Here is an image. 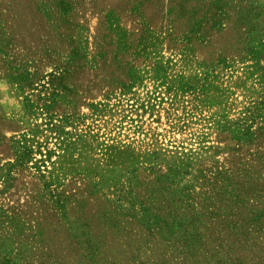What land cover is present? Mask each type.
Segmentation results:
<instances>
[{
    "label": "rangeland",
    "instance_id": "obj_1",
    "mask_svg": "<svg viewBox=\"0 0 264 264\" xmlns=\"http://www.w3.org/2000/svg\"><path fill=\"white\" fill-rule=\"evenodd\" d=\"M262 43L264 0H0V264H264Z\"/></svg>",
    "mask_w": 264,
    "mask_h": 264
},
{
    "label": "trees",
    "instance_id": "obj_2",
    "mask_svg": "<svg viewBox=\"0 0 264 264\" xmlns=\"http://www.w3.org/2000/svg\"><path fill=\"white\" fill-rule=\"evenodd\" d=\"M261 47L264 48V43H262L260 45ZM257 45V49H259V47ZM204 246L203 243H201L200 239L198 238L197 235L192 236L191 238L186 239V241L184 242V247L185 248H190L192 249L191 253L188 254V256H192V257H197V250L202 248ZM166 247L169 249L170 246L168 245V243H166ZM163 262V263H162ZM152 264H166L164 261H153Z\"/></svg>",
    "mask_w": 264,
    "mask_h": 264
}]
</instances>
